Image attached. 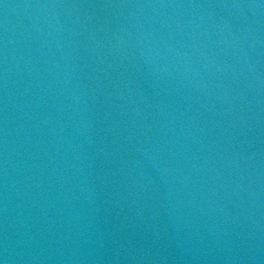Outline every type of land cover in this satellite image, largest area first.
I'll use <instances>...</instances> for the list:
<instances>
[{
    "label": "water",
    "instance_id": "1",
    "mask_svg": "<svg viewBox=\"0 0 264 264\" xmlns=\"http://www.w3.org/2000/svg\"><path fill=\"white\" fill-rule=\"evenodd\" d=\"M0 264H264V0H0Z\"/></svg>",
    "mask_w": 264,
    "mask_h": 264
}]
</instances>
